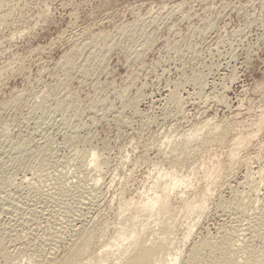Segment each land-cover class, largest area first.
Wrapping results in <instances>:
<instances>
[{
	"label": "rangeland",
	"instance_id": "1",
	"mask_svg": "<svg viewBox=\"0 0 264 264\" xmlns=\"http://www.w3.org/2000/svg\"><path fill=\"white\" fill-rule=\"evenodd\" d=\"M122 232L263 257L264 0H0V264H98Z\"/></svg>",
	"mask_w": 264,
	"mask_h": 264
},
{
	"label": "bare ground",
	"instance_id": "2",
	"mask_svg": "<svg viewBox=\"0 0 264 264\" xmlns=\"http://www.w3.org/2000/svg\"><path fill=\"white\" fill-rule=\"evenodd\" d=\"M158 177L160 179H164V178L167 179L165 182V188L161 192H155L153 195H149L146 197L145 201L142 203V205L140 207L142 212H146L148 214H151L154 210L166 208L167 202H168V196H169L170 192L173 191L178 186L186 185V183H187V176L183 175L182 173H178L175 170H170V169L165 170V171L161 172V174L159 173ZM155 184H156V182L154 183V185ZM192 204L194 205V203L187 202V207L192 208ZM156 213H158V211H156ZM169 225L170 224H168V226H166V225L161 226V230L163 231L162 232L163 234H167L168 228L170 229V227H171ZM142 229L144 230L145 227H143ZM187 229L188 230H187L186 235H185L186 237L190 234V231H191V228H187ZM151 235H153V234H151ZM127 239L130 240V242H132L134 245H137V247L134 246L135 247L134 253L129 254L128 257L125 255L127 264H179L178 253L172 252L170 245L173 242L168 238L167 235H163L161 237L153 235L152 237H150L148 239L149 242L147 241L148 243H146V240H141L142 238H140L139 232L138 233L137 232H135V233L131 232L128 234H126L125 232H122L116 238H114L113 242L108 243L107 247H110V248L115 247L116 252H117V250H121L120 246ZM183 240H185V237H183ZM246 242H248V241H246ZM249 244H251V246H253L252 243L249 242ZM127 245H129V244H127ZM245 245H246V247H245L246 251L244 250L242 252L243 253L245 252L246 255H244L240 251V253H242L243 256H245V257L241 258L242 254L241 255L239 254L240 256H238V254H236V252H233V250L232 251L230 250L232 252V254L230 253L231 255H229L228 253L230 251L226 250L227 253H225L223 255V257L221 256L222 257L221 259L226 264H264V255L262 257V255H260L262 253L258 254V252L254 249V247L252 248L248 244H245ZM75 246H76V242H74L72 244L70 249L74 248ZM107 247H105L102 250L100 249L101 251L98 254V257H99L98 264H102L106 260V257H108L109 254L111 255V252L114 253V251H115L114 249H109V248L107 249ZM122 247H123V245H122ZM196 249H197V244H195V246L189 250V254L187 255V260L195 259L198 257V253H197ZM111 250H114V251H111ZM119 254L122 255L123 253L121 252ZM119 254L116 257H117L118 261L120 262V261H122V258ZM41 261H39L38 264L44 263Z\"/></svg>",
	"mask_w": 264,
	"mask_h": 264
}]
</instances>
